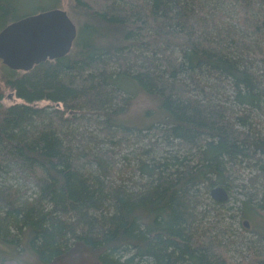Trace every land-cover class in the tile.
I'll return each instance as SVG.
<instances>
[{
  "label": "trees",
  "instance_id": "trees-1",
  "mask_svg": "<svg viewBox=\"0 0 264 264\" xmlns=\"http://www.w3.org/2000/svg\"><path fill=\"white\" fill-rule=\"evenodd\" d=\"M212 1L74 0L80 23L66 56L29 71L2 68L0 172L33 189L25 197L0 183V243L10 248L2 259L25 264L29 252L34 264H239L199 198L216 186L230 193L239 162L264 173V137L249 129L264 113V0H229L258 44L218 26L224 12ZM60 5L0 0V30ZM133 82L158 102L145 128L124 117ZM7 89L22 101L4 104ZM131 135L149 144L134 186L110 149ZM176 142L182 149L163 154V143ZM243 204L250 217L256 209ZM249 251L241 264H264V246Z\"/></svg>",
  "mask_w": 264,
  "mask_h": 264
},
{
  "label": "rangeland",
  "instance_id": "rangeland-1",
  "mask_svg": "<svg viewBox=\"0 0 264 264\" xmlns=\"http://www.w3.org/2000/svg\"><path fill=\"white\" fill-rule=\"evenodd\" d=\"M212 6L220 8L222 12H224L222 20L218 26L226 28L227 30L229 29L227 27H231L237 32L243 31L246 34L245 38L252 44L262 42L254 33L247 31L245 27L246 23L241 22L237 13V8L232 1L213 0ZM59 7L65 9L75 24L79 26L80 21L73 9L74 0H61V5ZM5 66L6 65L2 62V59H0V81L2 68ZM209 85H211V83ZM212 86L216 87L214 85ZM129 87L133 88L135 92L128 94V96L132 98V101L127 114L124 117L128 119L129 123L134 125L139 124L141 127L145 128V113L147 110L157 108L158 102L151 95L141 91L139 86L134 82L130 83ZM207 90L210 92V86L207 87ZM215 91L217 92L218 89ZM6 92L7 94L3 100L4 104L10 105L12 103L22 101L11 90L7 89ZM11 92L13 95H11ZM122 94L127 95L125 92H122ZM226 95L227 93L222 95V92L220 91V93L217 94V99L225 101L227 97ZM47 103L48 101L46 100L38 102L39 105H46ZM86 127L91 133L97 134L95 133L96 130L94 129V126L86 125ZM249 129L250 131L252 130L253 133H257L258 135L264 137V113H259L258 116L254 118ZM148 131L149 130L144 129L143 133L152 136V141H155L156 137V140L159 143L163 142L162 138H159L160 136H156L154 133H148ZM153 135H155V137H153ZM137 137V135H131L127 140L122 141L121 144L110 146V149L115 152L114 158L118 161V165L120 167L118 174L121 176L122 181L126 182L129 186H134L135 181L139 179L138 174L135 175L136 171H134V168L137 165V157L142 155L141 152L145 146H149L148 138L143 141L144 139H138ZM163 145L166 150L163 151V154L165 155L168 153L173 154L176 150L182 149L179 147L177 142L175 146H171L166 143H163ZM183 151L181 153H183ZM254 164V161L252 163L243 161L241 163L239 162L231 169L230 180L232 182L233 189L230 190V199L227 203H225V205L221 206L214 204L212 202V198L210 196L208 198V194L205 193L199 198V210L203 211L204 215L210 214V216H212L208 217L209 221L214 225L217 224L218 230L222 233L220 236L225 238V240L229 243V256L239 264L244 262V260L247 259V256L251 254L249 248L253 247L254 250H259L264 246V241H260L261 235H259V233L264 232V173L258 169L259 166L257 167ZM4 182H6V185L12 184L14 187H19L18 191L25 197L30 196L33 193V189L30 187L32 186L31 182L25 181L22 178L18 179L16 173L6 174L0 172V183L4 184ZM243 200H250V205L254 206L256 209L250 214V217L247 215L245 217ZM261 204H263V207L260 206ZM216 215L220 216L216 217ZM245 220H249L250 227H246L244 224ZM5 248L10 251L9 247L0 243L1 254H4L3 251ZM21 260L25 264H34L32 256L29 252H24ZM0 264L21 263L17 259L10 257L2 259V256H0Z\"/></svg>",
  "mask_w": 264,
  "mask_h": 264
},
{
  "label": "water",
  "instance_id": "water-1",
  "mask_svg": "<svg viewBox=\"0 0 264 264\" xmlns=\"http://www.w3.org/2000/svg\"><path fill=\"white\" fill-rule=\"evenodd\" d=\"M78 35L75 24L65 9L55 7L25 15L0 30V59L13 70L29 71L48 59L66 56L73 48ZM217 202L230 198L223 186L211 189ZM244 224L250 227V222Z\"/></svg>",
  "mask_w": 264,
  "mask_h": 264
},
{
  "label": "bare ground",
  "instance_id": "bare-ground-1",
  "mask_svg": "<svg viewBox=\"0 0 264 264\" xmlns=\"http://www.w3.org/2000/svg\"><path fill=\"white\" fill-rule=\"evenodd\" d=\"M78 36V35H77Z\"/></svg>",
  "mask_w": 264,
  "mask_h": 264
}]
</instances>
